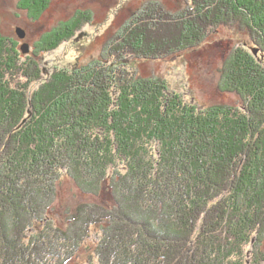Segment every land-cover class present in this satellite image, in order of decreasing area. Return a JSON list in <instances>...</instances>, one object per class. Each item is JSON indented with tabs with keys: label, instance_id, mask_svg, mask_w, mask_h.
Returning <instances> with one entry per match:
<instances>
[{
	"label": "trees",
	"instance_id": "16d2710c",
	"mask_svg": "<svg viewBox=\"0 0 264 264\" xmlns=\"http://www.w3.org/2000/svg\"><path fill=\"white\" fill-rule=\"evenodd\" d=\"M183 2L139 11L98 60L48 78L38 56L74 38L86 13L32 56L0 31V264L264 262V0ZM50 3L17 9L36 20ZM219 27L249 41L218 70L235 106L186 104L126 64L177 57ZM62 176L102 203L53 217Z\"/></svg>",
	"mask_w": 264,
	"mask_h": 264
},
{
	"label": "rangeland",
	"instance_id": "374dc122",
	"mask_svg": "<svg viewBox=\"0 0 264 264\" xmlns=\"http://www.w3.org/2000/svg\"><path fill=\"white\" fill-rule=\"evenodd\" d=\"M19 1L0 0V31L16 43L18 51H21L23 45H28L30 56L34 46L45 41L49 32L70 24L79 13H86L90 20L75 33L74 38L38 56L43 78H48L49 70L54 68L72 70L98 60L107 42L139 11L156 5L174 12L184 6V0H51L49 8L40 18L29 20L28 13L17 9ZM18 28L25 32L24 39L17 36ZM244 43L249 45L242 33L219 27L212 30L198 48L177 57L158 61L128 58L126 64L142 78L163 80L169 91L186 104L195 105L199 109L215 105L235 106L238 101L234 95L217 89L218 70L233 48ZM95 202L102 203L98 199L81 195L73 183L62 176L57 185L51 215L62 220L67 211L73 210L79 203Z\"/></svg>",
	"mask_w": 264,
	"mask_h": 264
},
{
	"label": "water",
	"instance_id": "95a60500",
	"mask_svg": "<svg viewBox=\"0 0 264 264\" xmlns=\"http://www.w3.org/2000/svg\"><path fill=\"white\" fill-rule=\"evenodd\" d=\"M16 34L20 39H24L25 38V32L22 29H16ZM21 51L22 53L26 54L28 52V45H23L21 47ZM254 55H256V51L253 52Z\"/></svg>",
	"mask_w": 264,
	"mask_h": 264
},
{
	"label": "flooded vegetation",
	"instance_id": "af4514ba",
	"mask_svg": "<svg viewBox=\"0 0 264 264\" xmlns=\"http://www.w3.org/2000/svg\"><path fill=\"white\" fill-rule=\"evenodd\" d=\"M28 52H30L29 46H28ZM28 52H27V53H28ZM27 53H26V54H27Z\"/></svg>",
	"mask_w": 264,
	"mask_h": 264
}]
</instances>
